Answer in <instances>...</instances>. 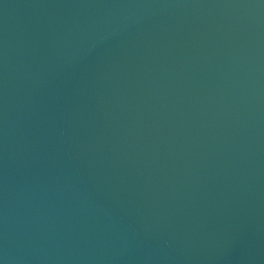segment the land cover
Here are the masks:
<instances>
[{"label": "water", "instance_id": "1", "mask_svg": "<svg viewBox=\"0 0 264 264\" xmlns=\"http://www.w3.org/2000/svg\"><path fill=\"white\" fill-rule=\"evenodd\" d=\"M3 264H264V0H0Z\"/></svg>", "mask_w": 264, "mask_h": 264}, {"label": "snow or ice", "instance_id": "2", "mask_svg": "<svg viewBox=\"0 0 264 264\" xmlns=\"http://www.w3.org/2000/svg\"><path fill=\"white\" fill-rule=\"evenodd\" d=\"M0 264H3V262H2V261H0Z\"/></svg>", "mask_w": 264, "mask_h": 264}]
</instances>
